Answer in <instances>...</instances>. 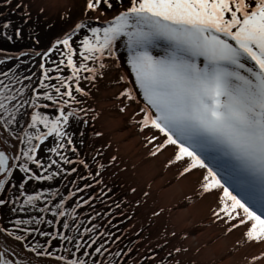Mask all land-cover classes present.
Returning <instances> with one entry per match:
<instances>
[{"label":"snow or ice","instance_id":"1","mask_svg":"<svg viewBox=\"0 0 264 264\" xmlns=\"http://www.w3.org/2000/svg\"><path fill=\"white\" fill-rule=\"evenodd\" d=\"M0 9L13 46L0 47V264H185L175 232L151 235L163 210L139 214L137 189L90 134L94 90L114 72L149 155L171 152L165 167L195 176L212 223L264 264V0H83L46 47L43 7Z\"/></svg>","mask_w":264,"mask_h":264},{"label":"bare ground","instance_id":"2","mask_svg":"<svg viewBox=\"0 0 264 264\" xmlns=\"http://www.w3.org/2000/svg\"><path fill=\"white\" fill-rule=\"evenodd\" d=\"M48 11L67 9L70 0H35ZM39 4H35L39 6ZM103 89L95 100L98 113L96 123L102 137L109 146L107 156H116L123 176L129 182L133 168L137 169L140 184L150 192V201L142 202V217H149L154 211H161L159 217L152 218L151 235L175 232L178 243L188 249L182 259L185 264H246L244 255L248 249L237 250L240 233L225 235L224 228L212 223L210 208L212 198L201 199L193 196L196 177L177 179L175 166L165 167L171 152L165 151L153 157L144 147L143 136L130 121L131 110L120 113L114 96L119 86L103 83ZM139 169L141 173L139 172ZM193 196V200L187 198ZM147 200H149L147 198ZM153 201V203H152ZM156 202V203H155ZM186 235V239H179Z\"/></svg>","mask_w":264,"mask_h":264},{"label":"rangeland","instance_id":"3","mask_svg":"<svg viewBox=\"0 0 264 264\" xmlns=\"http://www.w3.org/2000/svg\"><path fill=\"white\" fill-rule=\"evenodd\" d=\"M26 2H30L31 3L32 10H33V16L35 18L37 9L39 7H41V5L39 4L38 1H35V0H26ZM36 3L39 4V6L35 5ZM82 5H83V0H70V6L67 9L71 8L72 19L73 20H76L77 18H79L80 13H81ZM44 9H45V12H44L43 15L40 16L39 25H34V27L36 28L37 31H40L41 29L44 30L41 33V37H42V45L41 46L42 47H46L50 40H54L57 35L61 34L62 31L67 29V27H68L67 24H63L60 21V15L62 13H65L67 9H63L62 8V11L60 9L57 10V11H48V9H46V8H44ZM3 10L4 9H0V11H3ZM9 18H11V19H13L14 21H17V22L19 21V16L18 15H10ZM2 19L3 18H0V20H2ZM47 22L53 23L54 28L52 30H48L46 28ZM27 36H28V34H27V31H26V38H25V41L23 42V44L29 43V40H28ZM23 44L18 42L17 47H21V46H23ZM0 47H4L6 49H12L13 48L12 45H9L6 41H3L2 39H0ZM115 75H116V73L114 72L105 81L101 82L100 90L98 92H96L94 90L93 99L90 101L91 106L94 109H95V103H96L95 100L98 99V93L103 89V86H104L103 83L105 82V85H109V86H112V87L115 86L114 84L111 83V81L114 79ZM95 112H96V110H95ZM96 121L97 120L94 121V128L90 129V134H91L92 131H97V132L101 133L100 127L96 123ZM96 143H97V146H104L106 148V151L109 150V146H107V144L104 141L102 136L97 138ZM106 154H107V152H106ZM139 172L141 173L140 169H139ZM119 175H120V179H121V177L123 176V173L120 171ZM137 175H138L137 169L133 168L132 176L129 177V178H132V179L129 182L123 181L122 179L121 180L124 182L126 187H128V188L135 187L137 189V199H140L141 203L144 202L143 199H145V201L154 200V199H151V197L149 196L150 192H148L149 195L147 197H143V193L147 192V191H146L144 185L140 184V178H137L138 177ZM147 198L149 200H147ZM152 203H153V201H152ZM139 214L142 215L141 210H139ZM6 215H9V214L6 213L4 210H0V216H6Z\"/></svg>","mask_w":264,"mask_h":264}]
</instances>
